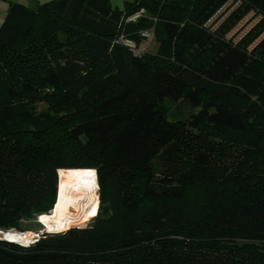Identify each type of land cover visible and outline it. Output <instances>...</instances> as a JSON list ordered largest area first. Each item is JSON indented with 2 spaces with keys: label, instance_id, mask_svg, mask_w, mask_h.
I'll return each instance as SVG.
<instances>
[{
  "label": "trees",
  "instance_id": "16d2710c",
  "mask_svg": "<svg viewBox=\"0 0 264 264\" xmlns=\"http://www.w3.org/2000/svg\"><path fill=\"white\" fill-rule=\"evenodd\" d=\"M151 27L154 52L115 41ZM59 168L96 170V215L0 264H264V0L11 1L1 230L51 211Z\"/></svg>",
  "mask_w": 264,
  "mask_h": 264
},
{
  "label": "bare ground",
  "instance_id": "6f19581e",
  "mask_svg": "<svg viewBox=\"0 0 264 264\" xmlns=\"http://www.w3.org/2000/svg\"><path fill=\"white\" fill-rule=\"evenodd\" d=\"M57 196L53 208L39 217L49 232L62 231L74 224H84L98 210V183L93 168H59ZM32 230H9L7 239L19 243L31 240Z\"/></svg>",
  "mask_w": 264,
  "mask_h": 264
},
{
  "label": "built area",
  "instance_id": "2783aa9c",
  "mask_svg": "<svg viewBox=\"0 0 264 264\" xmlns=\"http://www.w3.org/2000/svg\"><path fill=\"white\" fill-rule=\"evenodd\" d=\"M143 13V10H138L136 12H134L133 14L129 15L127 18H126V21H135L137 18H139ZM152 27L151 28H147V29H144V30H141V36H142V39L143 41H148L150 40L151 38V35H152ZM117 43L125 46V47H128L129 49L133 50V51H141L142 50V43L139 44L136 42L135 39L133 38H130L128 36H126L125 34L121 33L118 35V37L116 38L115 40ZM42 223V222H40ZM43 225V224H42ZM67 229V228H66ZM10 230H14V229H10ZM9 230H1L0 229V240H6V241H11V242H15V243H18V244H21V245H28L30 243H34L36 242L44 233H49V231L46 229V227L43 225L42 227V231L39 230V231H32L33 234L31 235V240L27 243H19L17 241H12L11 239H7L6 236H5V233H7ZM63 231V230H62ZM52 232H57V231H52ZM59 232V231H58Z\"/></svg>",
  "mask_w": 264,
  "mask_h": 264
},
{
  "label": "rangeland",
  "instance_id": "374dc122",
  "mask_svg": "<svg viewBox=\"0 0 264 264\" xmlns=\"http://www.w3.org/2000/svg\"><path fill=\"white\" fill-rule=\"evenodd\" d=\"M132 1H134V0H111V4L113 7H118V8L122 9L126 2H132ZM253 18H254L253 15H249V17L244 21V23L242 24L243 26L241 27V30L245 26L246 27H245V30L243 32H245L253 24ZM156 45H157V43L155 42V40L152 39V40L148 41L146 46H142V50H146L148 52H154V50L156 49ZM167 106L169 108L168 117L171 119L173 117V114L174 113L176 114L175 108L179 107V102L178 101H175V102L167 101ZM98 196H99V186H98ZM98 206H99V201H98ZM39 217H40V215L36 218V220L34 219L32 221L26 222V225L30 226V228H31L30 230H32V231L41 230L42 231L43 225H42V223L39 222ZM88 222H86L84 224H79V225L74 224V225H71V227H74V226L84 227ZM64 230H66V229H64ZM19 245H21V244H19Z\"/></svg>",
  "mask_w": 264,
  "mask_h": 264
},
{
  "label": "crops",
  "instance_id": "0c3cea01",
  "mask_svg": "<svg viewBox=\"0 0 264 264\" xmlns=\"http://www.w3.org/2000/svg\"><path fill=\"white\" fill-rule=\"evenodd\" d=\"M11 1L22 2L31 8H36L40 3L47 1V0H0V24L4 18L6 11L8 10V7Z\"/></svg>",
  "mask_w": 264,
  "mask_h": 264
},
{
  "label": "water",
  "instance_id": "95a60500",
  "mask_svg": "<svg viewBox=\"0 0 264 264\" xmlns=\"http://www.w3.org/2000/svg\"><path fill=\"white\" fill-rule=\"evenodd\" d=\"M56 196H57V186H56Z\"/></svg>",
  "mask_w": 264,
  "mask_h": 264
},
{
  "label": "clouds",
  "instance_id": "9594fccd",
  "mask_svg": "<svg viewBox=\"0 0 264 264\" xmlns=\"http://www.w3.org/2000/svg\"><path fill=\"white\" fill-rule=\"evenodd\" d=\"M94 217V216H93ZM93 217H91V218H93Z\"/></svg>",
  "mask_w": 264,
  "mask_h": 264
}]
</instances>
